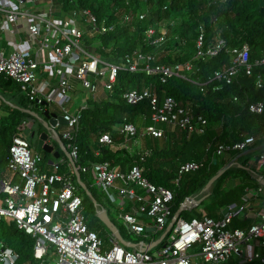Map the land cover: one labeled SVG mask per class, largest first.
I'll list each match as a JSON object with an SVG mask.
<instances>
[{
	"label": "built area",
	"instance_id": "1",
	"mask_svg": "<svg viewBox=\"0 0 264 264\" xmlns=\"http://www.w3.org/2000/svg\"><path fill=\"white\" fill-rule=\"evenodd\" d=\"M54 6L55 0H0V42L4 39V45L0 44V77L16 83L31 102L30 105L40 107L46 102L59 107L66 122L61 137L76 162L79 152L76 137L81 110L86 106L72 112L66 109L65 103L72 89L69 83L71 79L94 98L100 82L108 91L113 89L121 68L131 72L142 69L147 75H159L160 81L165 82L179 71L189 70L191 64L152 65L150 62L155 60V56L137 50L125 55L122 65L104 60L93 45L85 42V37L93 39L109 27L97 24L88 9L66 13L60 10V15L56 16ZM137 14L140 18L144 16ZM124 19L129 20V15ZM158 30L160 33V28ZM153 33L152 28L146 31L147 37ZM164 35L165 30L151 39V43L160 44L164 41ZM200 45L201 37L197 40L196 56L211 57L218 53L224 43L219 40L205 51L201 50ZM231 54V65L213 72V78L217 81L230 84L241 70L250 75L254 66L264 65V56L254 63L249 61V47L246 44L232 49ZM52 78H56L55 83H52ZM262 86V78L258 74L255 87L259 89ZM122 98L131 105L148 101L150 124L145 126L144 134L153 138L163 137V128L157 126L160 124L176 127L188 134H202L205 131V117L195 115L190 104L181 105L171 95L161 97L154 89L143 87L126 90ZM232 98L234 102L240 101L237 95ZM247 108L251 113L261 114L264 101H249ZM24 124L26 121L19 127L23 128ZM119 131L128 140L136 135L137 128L125 122ZM98 141L112 144L108 133L100 135ZM255 141L254 136H246L232 144L220 143L215 155L247 150ZM40 161L41 157L26 138L14 133L6 163L9 176L0 182V219L14 221L19 230L34 240L33 257L37 261L47 259L48 264L264 263V186L255 176L257 186L245 187L243 204H227L219 218L203 213L190 219L179 215L166 236L150 246L157 238L149 237V234L163 232L174 215L173 190L153 184L137 165L126 170L111 166L107 161L80 166L81 172L91 174L94 186L106 199L117 202V218L122 221L125 232L136 237V240H128L135 244L134 247H128L122 245L113 234L105 241L88 227L82 213L84 196L79 193L73 172L60 170L59 162L51 165V172L42 171ZM257 161L259 167L264 168V148L258 154ZM228 163L233 164L234 158ZM203 165L201 161L182 163L175 183L183 173L195 171ZM124 201L131 203L130 210H125ZM198 205L193 196H185L178 207L181 206L182 211H191ZM138 214H147L150 218ZM234 218L248 220V224L232 227ZM146 219L152 223L146 222ZM147 227L152 230L145 231ZM17 258V253L11 247L0 242V264H15Z\"/></svg>",
	"mask_w": 264,
	"mask_h": 264
},
{
	"label": "trees",
	"instance_id": "2",
	"mask_svg": "<svg viewBox=\"0 0 264 264\" xmlns=\"http://www.w3.org/2000/svg\"><path fill=\"white\" fill-rule=\"evenodd\" d=\"M55 3L63 13L75 9H88L94 15L97 24L109 27L107 31L93 39L85 37V42L94 44L96 51L104 60L122 65L125 55L137 50L143 54L154 55L155 60L150 62L152 65L168 66L186 62L191 64L189 70L183 69L165 82L160 81L159 75H147L142 69L135 72L119 69L108 98L97 102L87 99L88 106L81 111L76 137L79 150L77 164L108 161L111 166L123 170L133 165L141 167L143 175L153 184L173 190V213L185 196L200 199L208 195L198 207L204 206L203 214L215 218L219 217L218 210L224 209L227 204L242 203L244 189L248 185L246 181L250 179L246 163L250 158H257L264 148V111L255 114L249 112L247 108L249 101H264V65L254 66L250 75L241 70L230 84L214 79L213 72L230 66L231 50L239 49L243 44L249 47L251 63L264 56V0H55ZM137 13L144 16L140 18ZM127 15L130 17L129 20L124 19ZM160 26L165 27L164 41L160 44L151 43V39L159 36ZM148 28L154 29L150 37L146 34ZM199 37L202 51L219 40L223 41L224 46L214 56H196ZM258 74L263 82L259 89L255 87ZM0 87L4 88L0 94L2 102L6 105L10 100L4 96L5 94L12 96L19 94L18 103L11 107L10 117L0 119L1 182L7 175L5 165L10 137L16 132L23 118L30 117L21 107L34 108L36 111L40 107L30 105L31 102L21 94L19 86L10 79L5 80L1 77ZM143 87L154 89L161 97L171 95L181 105L190 104L195 115L205 117L207 121L205 131L202 134H188L176 127L169 128L160 124L158 126L163 128V137L153 138L143 134L144 148L137 146L132 151L124 147L114 149L104 142H99V136L108 132L111 141L116 145L120 144L123 135L114 127L125 122L137 125V135L132 139L138 137L142 125L150 124L151 109L148 101L131 105L122 98L126 90ZM233 95H237L240 101L234 102ZM246 136L256 138L255 143L247 150L215 155L218 144H232ZM28 142L30 145L33 144L30 138ZM40 154L43 158L46 153L40 151ZM235 157L237 163L214 180L207 194L204 188L208 180ZM212 158H215L213 162ZM187 161H201L204 165L195 171L183 173L176 184L178 168ZM233 171L234 174H243L244 181L237 182L238 178H232L233 174H229ZM262 171L264 176V170ZM79 173L97 205H101L96 191L89 184L87 174L81 171ZM231 178L235 180L233 185L228 184ZM205 202L207 203L204 204ZM83 205L87 206L93 219L100 221L96 216L97 207L87 195L83 199ZM105 209L115 223L109 209ZM194 209L182 211L180 215L192 218ZM195 213L198 216L202 215L199 209ZM247 224V220L234 218L231 226L243 227ZM87 225L94 230L93 222H87ZM119 231L121 232L120 229ZM99 235L105 241L108 240L109 236L107 237L105 233L100 232ZM0 242L17 253L15 264H48L47 259L43 262L34 259V240L19 230L14 221L0 219ZM246 264L264 263L254 261Z\"/></svg>",
	"mask_w": 264,
	"mask_h": 264
},
{
	"label": "crops",
	"instance_id": "3",
	"mask_svg": "<svg viewBox=\"0 0 264 264\" xmlns=\"http://www.w3.org/2000/svg\"><path fill=\"white\" fill-rule=\"evenodd\" d=\"M55 6L57 7V11H58V6H57V4L55 3ZM60 9V8H59ZM56 82V78H52V83H55ZM69 83H70V85H71V87H72V89H71V93H70V98H69V100L66 102V103H69L70 102V100H71V96H72V94H75L76 92H79L80 91V89H81V91L80 92H82L83 94H82V97H81V101H80V103H79V106L77 107V108H75V109H71V107L70 108H67L66 106V109L69 111V112H72V111H76V110H79V109H82V107L83 106H86V107H84V108H87V106H88V103H87V99H91V100H94V101H102V100H105L106 98H108V96H109V94L112 92V90L111 91H108L104 86H103V82H100L99 83V88H98V91L96 92V96H94V98H92V97H90V95L88 94L87 95V92L86 91H84L82 88H81V86H80V84L77 82V81H75V80H73V79H71L70 81H69ZM0 92L2 91V90H4V88H2V87H0ZM19 89H20V87H19ZM131 89V88H130ZM136 89V88H135ZM10 91H11V89H10ZM21 92V91H20ZM1 95V94H0ZM14 96H16V95H14ZM18 103V98H17V102H14L12 99L8 102V104L6 105H4V103L2 102V99H1V97H0V119L1 118H5V119H7V118H9L10 117V115H11V107H15V105ZM65 103V104H66ZM53 106H55V107H53V108H48L49 107V104L47 103V106L46 105H44V104H41L40 105V111H41V113H40V111H36V110H34V108H30V107H26V108H28V109H31V110H33V111H35V112H37L38 114H39V118L38 119H35V118H33L32 116H30V117H27V118H23V120L21 121V123L23 122V121H26V124H24V126H23V128L22 127H19L20 125H21V123L19 124V126L17 127V130H16V132L15 133H17V134H21V135H23L25 138H26V140L28 141V138H30V139H32V141H33V144L31 145L33 148H34V151H36L38 154H39V156L41 157V161H40V164H39V168H40V170H42V171H46V172H51L52 170H53V168H52V164L53 163H56V162H59L60 163V167H59V169L60 170H63V171H67V172H73V168H72V166H71V164L68 162V160L66 159V157L63 155V152L61 151V148L59 147V144L56 142V136H59V138L62 140V142L64 143V145L66 146V148H67V143H66V141L61 137V131L63 130V128L65 127V125H66V123L65 124H60V125H57L54 129H55V131H56V133H52V137H50L48 140H47V142L49 143V144H51L52 145V147H53V150H52V152H59V154H60V156H59V158H55L54 156H53V153H48V152H45L46 154L43 156V158H42V155L40 154V151H43V150H40V151H37L36 149H35V147H36V143H37V138H38V135L42 132V131H44V128H43V126H42V120L44 119V116H43V110L44 109H49V111H51V112H55V113H57L58 115H60L61 116V111H60V109H59V107L58 106H56V105H54L53 104ZM26 108H23V107H21V109H26ZM57 109H58V111H57ZM82 111V110H81ZM149 119H150V116H149ZM148 125V124H147ZM28 126H30V127H28ZM122 126V125H121ZM121 126H115L114 128H116L117 129V131L119 132V134H121V135H123L122 133H120V131H119V129H120V127ZM146 126V125H145ZM145 126H144V129L143 128H141L140 129V131L141 130H143L142 131V133H141V135H142V138H143V132H144V130H145ZM158 126V125H157ZM169 128H173V127H171V126H168ZM37 130H39V132H37ZM33 133V134H32ZM106 133H108V132H106ZM31 134H32V136H31ZM109 134V133H108ZM139 135H138V137L135 139H132V137L131 138H129L128 140H125L124 139V136H123V140H122V142L120 143V144H118V145H116L115 143H113L112 142V144H108V143H106V144H108V145H110L112 148H114V149H116V148H121V147H124V148H127L128 150L129 149H131L132 150V148L134 149L135 147H137L138 146V144H139V142H138V139H139V137L141 136L140 135V133H138ZM13 135V134H12ZM110 135V134H109ZM136 135H137V133H136ZM135 135V136H136ZM11 138V137H10ZM143 140H144V138H143ZM68 149V148H67ZM131 150H129V151H131ZM68 151H69V149H68ZM96 154H97V151L95 152ZM78 156H79V152H78ZM78 160H79V158H78ZM78 160L75 162V164H76V167H77V169H78V171L80 172L81 170L79 169V167L80 166H86V165H89V164H91V163H93V162H98V161H93V162H91V163H88V164H81V165H79V164H77V162H78ZM60 161H62V162H60ZM230 161V160H229ZM228 161V162H229ZM108 162V161H107ZM228 162L226 163V164H228ZM7 163V162H6ZM48 163V164H47ZM62 163V164H61ZM235 163H237V158H234V163L233 164H231L230 166H232V165H234ZM225 165V164H224ZM113 166V165H112ZM117 167V166H116ZM246 168H247V170H248V172H249V175L250 176H248V177H250V179H248V181H246V183H248V185L247 186H245V187H250V188H255L256 186H257V183L255 182V181H253V179H254V176L256 177V180L257 179H259L258 181L264 186V184L261 182V179H264V176L262 175L263 174V171L262 170H264V168H261V167H259V163H258V161H257V158H250L248 161H247V163H246ZM5 170L7 171V175H6V177H4L3 179H6L8 176H9V171L7 170V167H6V165H5ZM123 170V169H122ZM126 170V169H125ZM82 173H84V172H82ZM80 174V173H79ZM84 174H88L89 176H91V174L88 172V173H84ZM73 178H74V180L76 181V178H75V175H74V172H73ZM91 178H92V176H91ZM232 178H235V179H239V180H241V181H244V179H243V174H239V173H237V174H233V176H232ZM231 178V179H232ZM2 179V180H3ZM255 180V179H254ZM15 181H17V179L16 180H14L13 182H15ZM234 181L235 180H233L232 179V181H228V184H230V185H233L234 184ZM77 182V181H76ZM80 188V187H79ZM81 189V188H80ZM83 191V190H82ZM206 191V193L208 194V191H209V189H207V190H205ZM84 192V191H83ZM85 193V192H84ZM205 198H206V196H205ZM243 202H244V200L242 201V203H239V205L240 204H243ZM130 202L129 201H124V208H125V210H130V208H132L131 206H130ZM200 205V204H199ZM101 206V205H100ZM102 207V206H101ZM104 208V207H103ZM202 209V208H201ZM222 210L223 209H220V210H218L219 211V217H221V212H222ZM212 217V216H211ZM218 217V218H219ZM215 218V217H214ZM248 221V220H247ZM121 233V232H120ZM111 234V233H110ZM127 234V233H126ZM127 235H129V234H127ZM122 236H124L123 234H122ZM130 236V235H129ZM127 242H128V240L129 241H131V239H129V238H127V237H123Z\"/></svg>",
	"mask_w": 264,
	"mask_h": 264
},
{
	"label": "water",
	"instance_id": "4",
	"mask_svg": "<svg viewBox=\"0 0 264 264\" xmlns=\"http://www.w3.org/2000/svg\"><path fill=\"white\" fill-rule=\"evenodd\" d=\"M44 105L47 106V103L44 102ZM25 112H27L30 116H32L35 119L39 118V114L31 109H23ZM43 116L44 119L42 120V126L44 128V131H42L37 138V143H36V147L35 149L37 151L43 150L45 152L48 153H53V156L57 159L59 158L60 154L59 152H52L53 147L51 144H49L47 142V140L52 137V133H56L55 131V127L57 125H62L65 124V120L62 118V116L58 115L55 112H51L49 111V109H44L43 110ZM33 134V133H32ZM31 134V136H32ZM56 142L59 144V147L61 148V151L63 152V155L66 157V159L68 160V162L71 164L72 168H73V172L76 178V181L78 183V185L80 186V188L85 192V194L90 197L93 201V203L95 204V206L97 207V203L95 201V199L92 197L91 193L89 192L86 184L81 180L80 178V174L79 171L76 167L75 162L73 161L72 157L70 156V153L68 151V149L66 148V146L64 145V143L62 142V140L59 138V136H56ZM230 167V164H225L223 165L206 183L205 185V190L209 189L211 184L214 182V180H216L219 176H221L228 168ZM261 182L264 184V179H261ZM205 197H201L200 199H196L195 201L197 204H200L203 199ZM101 207V206H100ZM182 211V207L179 206L176 211L174 212L173 217L169 220V222L167 223L165 230L161 233V235L153 242V244H151L150 246H153L154 244L159 243L165 236L166 234L170 231L171 226L173 225V223L175 222L176 218L180 215ZM142 217H146V218H150L149 215L147 214H138ZM96 216L97 218L106 226V228L110 231L111 234H113L118 241L124 245V246H128V247H134V243H129L127 242L122 234L119 231V228L117 227V225L111 220V218L108 216V213L106 212V209L104 208H97L96 211ZM152 228L151 227H147L145 229V231H151Z\"/></svg>",
	"mask_w": 264,
	"mask_h": 264
},
{
	"label": "rangeland",
	"instance_id": "5",
	"mask_svg": "<svg viewBox=\"0 0 264 264\" xmlns=\"http://www.w3.org/2000/svg\"><path fill=\"white\" fill-rule=\"evenodd\" d=\"M54 13H55V15L56 16H59L60 15V9L58 8V11H57V7L56 6H54ZM160 28V33L162 34V31H164L165 30V27L164 26H160L159 27ZM4 43V39L0 42V44L1 45H4L3 44ZM93 46L95 47V45L93 44ZM0 79H1V77H0ZM14 84H16V83H14ZM17 85V84H16ZM18 86V85H17ZM1 90V89H0ZM21 91V90H20ZM80 91H81V89H80ZM76 92L75 94H72V96H71V100H70V102L69 103H66L65 104V106L67 107V108H70L71 107V109H75V108H77L78 106H79V103H80V101H81V97H82V92ZM12 91H10V93H11ZM21 94H23L24 95V92L23 91H21ZM16 95V94H15ZM7 99H9V100H13L14 102H17V97L19 96V94L18 95H16V96H12V94H5L4 95ZM0 97H1V95H0ZM4 105H5V103H4ZM53 107H55V106H53V104H49V107L48 108H53ZM37 111H40V110H38L37 109ZM57 111H58V109H57ZM40 113H41V111H40ZM145 125V124H144ZM144 125H142V128L144 129ZM137 126V125H136ZM28 127H30V126H28ZM142 131L143 130H141L140 131V135H141V133H142ZM138 142H139V144H138V147L139 148H144V140H143V138H142V135L139 137V139H138ZM129 150H131V149H129ZM132 150H133V148H132ZM131 150V151H132ZM7 172V171H6ZM235 172L233 171V172H231L229 175H231V174H234ZM87 178H88V181H89V184H90V186L92 187V189H94L95 191H96V194L98 195V198H99V202H100V204H101V206L102 207H104V208H108L109 209V214H110V216L112 217V219L115 221V223H116V225L119 227V229L121 230V232H122V234L125 236V237H127V238H129V239H131V240H136V237L135 236H129V235H127L126 234V232H125V230H124V228H123V224H122V221L119 219V218H117V216H116V210H117V208H118V206H117V202H111L110 200H108V199H106L99 191H98V189H97V187L96 186H94V184H93V181H92V178H91V176H89L88 174H87ZM229 180V179H228ZM230 181H232V179H230L229 180V182ZM238 181H241V180H237V182ZM135 189H136V191H139V189L137 188V187H135ZM79 193H80V195H82V196H84V198H85V195L86 194H84L82 191H81V189L79 188ZM206 196H208V195H206ZM119 200V197H117V201ZM85 203H87V201H85ZM207 202H205L204 204H206ZM202 208V209H201ZM201 210V212L203 213L204 211H203V209H204V206L202 207V206H199V207H197V208H195L194 209V212H192V214H191V216H194V217H200V216H198L195 212H197V210ZM87 212V214H86V212ZM82 213L85 215V217H86V221L87 222H90V223H94V225H95V227H94V230L99 234L100 232H103V233H105L106 234V236L108 237L109 235H110V231L106 228V226L101 222V221H97V220H95V219H93L92 217H91V214H90V212H89V210L87 209V206H84L83 205V208H82ZM205 214V213H204ZM183 216V215H182ZM181 216V217H182ZM187 219H189V218H191L190 216H188V217H186ZM146 222H149V223H152L151 222V220L150 219H146ZM162 233V232H161ZM161 233H159V232H157L156 234H149V237H151V236H154V237H156V238H158L160 235H161Z\"/></svg>",
	"mask_w": 264,
	"mask_h": 264
},
{
	"label": "clouds",
	"instance_id": "6",
	"mask_svg": "<svg viewBox=\"0 0 264 264\" xmlns=\"http://www.w3.org/2000/svg\"><path fill=\"white\" fill-rule=\"evenodd\" d=\"M57 6H58V5H57ZM99 207H100V205L97 206V208H99Z\"/></svg>",
	"mask_w": 264,
	"mask_h": 264
}]
</instances>
